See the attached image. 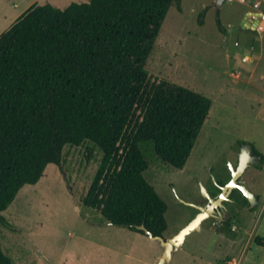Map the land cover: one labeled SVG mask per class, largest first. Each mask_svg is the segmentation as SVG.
Wrapping results in <instances>:
<instances>
[{
  "label": "trees",
  "instance_id": "16d2710c",
  "mask_svg": "<svg viewBox=\"0 0 264 264\" xmlns=\"http://www.w3.org/2000/svg\"><path fill=\"white\" fill-rule=\"evenodd\" d=\"M181 1L34 4L0 35V221L23 186L61 163L65 145L91 140L103 155L84 205L112 224L164 236L168 205L144 175V147L152 143L164 162L183 168L213 105L186 86L152 82L147 69ZM255 241L264 246V236ZM0 264H13L1 241Z\"/></svg>",
  "mask_w": 264,
  "mask_h": 264
},
{
  "label": "rangeland",
  "instance_id": "374dc122",
  "mask_svg": "<svg viewBox=\"0 0 264 264\" xmlns=\"http://www.w3.org/2000/svg\"><path fill=\"white\" fill-rule=\"evenodd\" d=\"M88 1L0 0V35L34 4L66 8ZM215 2L182 0V11L173 4L148 59L152 82L169 80L213 101L183 168L164 162L152 143L144 147L149 161L144 175L168 205L165 238L196 217L194 204L206 203L204 189L214 195L218 184L231 179V164H239L243 143L264 155V32L242 28L240 20L250 5L225 0L218 10ZM244 56L251 59L243 61ZM102 155L91 140L67 144L60 164L50 163L36 184L21 188L0 221V241L13 264L157 263L164 250L159 240L112 224L99 210L84 205ZM241 181L259 200L246 203L242 214H233L222 225L229 231L241 229L244 240L238 248L231 252L215 233L213 220L207 219L166 264H264V246L255 241L264 236V164H251Z\"/></svg>",
  "mask_w": 264,
  "mask_h": 264
},
{
  "label": "water",
  "instance_id": "95a60500",
  "mask_svg": "<svg viewBox=\"0 0 264 264\" xmlns=\"http://www.w3.org/2000/svg\"><path fill=\"white\" fill-rule=\"evenodd\" d=\"M224 1L225 0H216L214 6H217L219 10V7ZM261 14L264 17V13L262 12ZM257 159L258 157L256 155H250V150L248 147H244L243 152L240 154L239 164L236 167L231 164V179L223 185L218 184L219 188L221 189V193L216 198H214L204 189V195L209 199L210 202L206 206L194 204V206L200 211L189 224L183 227L180 232L173 237L165 238L164 236H157L154 235L144 224L136 225L137 229L143 230L147 235H149L151 239L159 240L163 245V253L156 264H166L169 260H171L173 250L183 243L185 237L190 232L198 229L204 220L212 216L215 208L223 205V200L230 199V194L234 190H240L252 205L257 202L256 194L251 189H249L243 181L239 180L250 163L257 161Z\"/></svg>",
  "mask_w": 264,
  "mask_h": 264
},
{
  "label": "flooded vegetation",
  "instance_id": "af4514ba",
  "mask_svg": "<svg viewBox=\"0 0 264 264\" xmlns=\"http://www.w3.org/2000/svg\"><path fill=\"white\" fill-rule=\"evenodd\" d=\"M244 147H248L249 150H250V155H256L252 149V147L248 144V143H243L239 152H238V155H237V158L239 160L240 158V154L243 152L244 150ZM258 157L257 161L260 160V157L258 155H256ZM256 162V161H255ZM255 162H252L250 163L253 164ZM249 165V166H250ZM248 166V167H249ZM236 167V166H235ZM247 167V169H248ZM246 169V170H247ZM245 170V171H246ZM245 173V172H244ZM243 173V174H244ZM231 178V176H230ZM230 180V179H229ZM228 180V181H229ZM239 180H241V177L239 178ZM226 181V182H228ZM225 182V183H226ZM244 182V181H243ZM224 183V184H225ZM220 185H223V184H220ZM237 190V189H236ZM235 191V190H234ZM234 191L230 194V199L228 200H223L222 203L223 205L222 206H218L215 208L214 210V213L212 216H210L209 218L207 219H212L213 220V224L215 225L216 228H221L222 225H224L226 222H229L232 218H233V214H242L243 211H244V207L246 205V202L243 201V199L240 198L239 194H236L235 196H233V193ZM221 193V189L219 188V190L217 191L216 194L212 195V193H209L212 197L216 198L219 194ZM259 200V197L257 195V201ZM209 199L206 197V203H204V206H206L208 203H209ZM251 204V203H250ZM198 205H201L198 203ZM252 205V204H251ZM202 206V205H201ZM198 209V208H197ZM200 210L198 209V211L196 213H198ZM206 219V220H207ZM218 220V221H217ZM205 221V220H204Z\"/></svg>",
  "mask_w": 264,
  "mask_h": 264
},
{
  "label": "crops",
  "instance_id": "0c3cea01",
  "mask_svg": "<svg viewBox=\"0 0 264 264\" xmlns=\"http://www.w3.org/2000/svg\"><path fill=\"white\" fill-rule=\"evenodd\" d=\"M259 3V5L256 7L255 6V3ZM243 4H246L247 6L250 5V8H248L245 12H244V16L241 18L240 20V23H241V26L242 28H248L246 27V24H245V20L247 17L251 16V15H259L261 14L262 12H264V0H249L247 3H243ZM250 30H253L251 28H248ZM255 31V30H254ZM261 33V32H260ZM245 57V56H244ZM243 57V58H244ZM248 57V56H247ZM251 59L250 57H248L247 60ZM246 60V61H247ZM245 61V60H243ZM241 75V73L239 75H237L238 77ZM262 170V169H261ZM245 183V181H244ZM257 196V195H256ZM234 228V227H233ZM215 233L220 236L223 241H225L226 243V246H229L231 252L235 249V248H238V246L241 244V241L242 239L244 240V234L242 233L241 229L239 227H236L234 229H231L230 231L229 230H225L224 228H215ZM181 246V245H180ZM178 248V247H177ZM174 251V250H173ZM229 251V253L227 255H231V253ZM173 254V252H172ZM226 255V256H227ZM172 257V256H171ZM234 260H236V257L233 256ZM237 264H238V261H237Z\"/></svg>",
  "mask_w": 264,
  "mask_h": 264
},
{
  "label": "built area",
  "instance_id": "2783aa9c",
  "mask_svg": "<svg viewBox=\"0 0 264 264\" xmlns=\"http://www.w3.org/2000/svg\"><path fill=\"white\" fill-rule=\"evenodd\" d=\"M239 2L241 3H247L249 0H238ZM259 5V3H255V6L257 7ZM264 13V12H263ZM245 24H248L246 25V27L248 28H251L255 31H258V32H264V17L262 14H259V15H251L249 17L246 18L245 20ZM248 57L245 56L243 58V60H247Z\"/></svg>",
  "mask_w": 264,
  "mask_h": 264
}]
</instances>
